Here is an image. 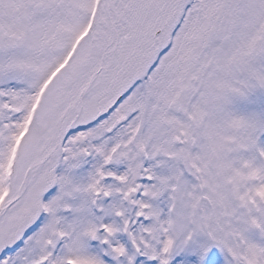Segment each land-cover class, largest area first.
I'll list each match as a JSON object with an SVG mask.
<instances>
[{"label":"snow or ice","instance_id":"1","mask_svg":"<svg viewBox=\"0 0 264 264\" xmlns=\"http://www.w3.org/2000/svg\"><path fill=\"white\" fill-rule=\"evenodd\" d=\"M0 264H264V0H0Z\"/></svg>","mask_w":264,"mask_h":264}]
</instances>
